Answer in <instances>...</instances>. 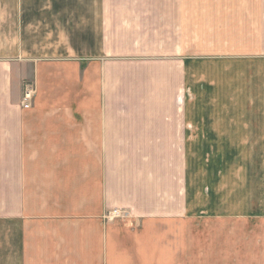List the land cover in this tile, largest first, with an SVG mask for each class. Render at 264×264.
I'll list each match as a JSON object with an SVG mask.
<instances>
[{"label":"crops","instance_id":"obj_1","mask_svg":"<svg viewBox=\"0 0 264 264\" xmlns=\"http://www.w3.org/2000/svg\"><path fill=\"white\" fill-rule=\"evenodd\" d=\"M255 197L264 0H0V264H264Z\"/></svg>","mask_w":264,"mask_h":264},{"label":"rangeland","instance_id":"obj_2","mask_svg":"<svg viewBox=\"0 0 264 264\" xmlns=\"http://www.w3.org/2000/svg\"><path fill=\"white\" fill-rule=\"evenodd\" d=\"M133 85L139 86L138 83H134ZM31 89L33 90V96L30 99V101L28 102L29 106H30L29 109L34 106V99H35L36 94H37V87L35 86V84L31 85ZM55 92H56V90H53L50 93L54 94ZM23 101H25L24 97H23ZM35 170L38 172V170H39L38 164H35ZM234 190H239V187L238 188L234 187ZM240 190H243V189L241 188ZM227 191H228V193L230 195V199L232 201L237 202V199H239L240 202L242 203L243 201H246V199H248L246 192L238 196V194L233 193L231 189L227 190ZM213 201H214L213 203H215V200H213ZM259 202H260L259 198H256V197L253 198V204L257 205V206H255V208L257 210L255 213H257L256 217L258 219H256L257 225L254 228L253 227L250 228V231L254 230L256 232V240L257 241L259 239H262L263 234H264V211H263V208L258 207ZM236 204L237 203H235V204L231 203L230 204L229 212H231V208L233 206L235 208ZM112 210H114V209H112ZM115 210H119L122 214L127 213V216H123L120 219H116V220H114V222L117 223L119 221L120 223L121 222L126 223L125 220L128 219V215H129L128 211L123 210V209L122 210L115 209ZM107 212H110V211H107ZM107 212H105L103 214L104 217H105V215H107ZM213 218H215V217H213ZM246 220H248V219H241V220L233 219V220H223V221L220 220L222 227L225 228V233H224V235H225L224 240L225 241L224 242L226 244L230 242L231 243L230 245H233V244L236 245V248L232 251V253L229 256L226 255V252L224 251L225 264H226V262L228 263V260H229L228 264H234L232 257L235 260V255H237V254H238V258L241 261L240 264H247L248 263V260H247V248H248L247 233H248V229L245 227L246 226ZM259 221H261V222H259ZM216 222H217L216 220H212V219L209 220L208 228H210L211 231H210V234L207 238V239L211 240V242L208 243V245H209L208 252H209V250L214 252V249H215V257H214L215 259H217L218 250L221 249V248L215 246L216 245L215 239H216V237L219 236L218 231L216 233ZM259 225H260V227H259ZM218 227H220V224ZM195 231H197V233H198L197 228L195 229ZM197 236L195 234H193L192 239L194 240L195 238H197ZM192 248H193V250L195 248V251L192 253V264H200V261L198 258H196V254H195V253H198V243H195V241H192ZM207 264H208V262H207Z\"/></svg>","mask_w":264,"mask_h":264},{"label":"built area","instance_id":"obj_3","mask_svg":"<svg viewBox=\"0 0 264 264\" xmlns=\"http://www.w3.org/2000/svg\"><path fill=\"white\" fill-rule=\"evenodd\" d=\"M33 96V90L31 89V86H27L26 89L24 90V100L23 101V106L25 109H29V101ZM123 216H127V213L122 214L119 210H112L110 212H107V215L105 217L103 216V220L106 222H114L116 219H120Z\"/></svg>","mask_w":264,"mask_h":264}]
</instances>
